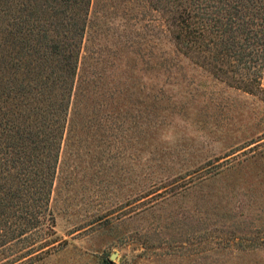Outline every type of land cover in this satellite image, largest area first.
Listing matches in <instances>:
<instances>
[{"label":"rangeland","instance_id":"374dc122","mask_svg":"<svg viewBox=\"0 0 264 264\" xmlns=\"http://www.w3.org/2000/svg\"><path fill=\"white\" fill-rule=\"evenodd\" d=\"M83 44L128 75L130 102L119 130L64 134L56 241L18 264H264V58L257 92L230 86L176 50L148 0H90Z\"/></svg>","mask_w":264,"mask_h":264},{"label":"trees","instance_id":"16d2710c","mask_svg":"<svg viewBox=\"0 0 264 264\" xmlns=\"http://www.w3.org/2000/svg\"><path fill=\"white\" fill-rule=\"evenodd\" d=\"M148 2L180 54L230 86L259 90L264 0ZM89 7L0 0V253L17 248V264L56 241L49 199L64 134L119 130L130 102L129 77L114 79L108 53L81 55Z\"/></svg>","mask_w":264,"mask_h":264},{"label":"water","instance_id":"95a60500","mask_svg":"<svg viewBox=\"0 0 264 264\" xmlns=\"http://www.w3.org/2000/svg\"><path fill=\"white\" fill-rule=\"evenodd\" d=\"M112 257H113V254L110 255V258H112Z\"/></svg>","mask_w":264,"mask_h":264}]
</instances>
